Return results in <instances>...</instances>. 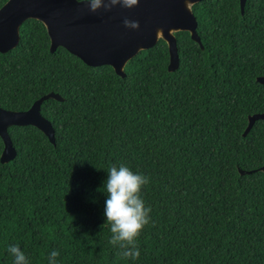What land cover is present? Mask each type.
<instances>
[{"label": "trees", "instance_id": "trees-1", "mask_svg": "<svg viewBox=\"0 0 264 264\" xmlns=\"http://www.w3.org/2000/svg\"><path fill=\"white\" fill-rule=\"evenodd\" d=\"M193 11L204 48L177 32L174 72L163 39L121 77L64 47L51 52L33 18L19 45L0 52L2 107L64 97L41 106L55 143L33 125L8 129L17 156L0 160V264H14L13 244L30 264H48L53 249L59 264H264V119L243 135L249 115L264 112V0H247L244 14L240 0ZM120 164L149 178L136 260L109 243L104 183Z\"/></svg>", "mask_w": 264, "mask_h": 264}, {"label": "water", "instance_id": "water-1", "mask_svg": "<svg viewBox=\"0 0 264 264\" xmlns=\"http://www.w3.org/2000/svg\"><path fill=\"white\" fill-rule=\"evenodd\" d=\"M200 1L140 0L138 6L131 9L115 6L111 11L101 8L93 13L86 3L77 0H8L0 8V52L6 53L19 45L22 24L33 18L46 26L51 52L64 47L90 66H112L121 77L126 76L125 67L133 57L163 39L169 49L168 69L174 72L180 65L177 32L188 31L204 48L193 11V6ZM246 2L240 0L242 14ZM125 17L138 21L140 28H126ZM257 80L264 83V76H258ZM49 98L64 100L59 93L50 92L34 101L27 110L6 109L0 105V136L4 142L0 156L2 163H9L17 156L8 131L12 125L36 126L55 143V129L41 112L42 103ZM258 119H264V112L249 115L243 135L249 133ZM256 170L264 172V165ZM240 172L252 171L240 169Z\"/></svg>", "mask_w": 264, "mask_h": 264}, {"label": "clouds", "instance_id": "clouds-1", "mask_svg": "<svg viewBox=\"0 0 264 264\" xmlns=\"http://www.w3.org/2000/svg\"><path fill=\"white\" fill-rule=\"evenodd\" d=\"M86 3L93 13L101 8L111 11L115 6L131 9L138 6L140 0H77ZM123 24L128 29L138 30V21L124 18ZM104 183L107 194L105 216L106 224L112 233L109 243L119 248L124 258L136 260L140 257L138 237L146 225L150 223L151 207L146 206L141 196L142 188L149 183L144 174L134 172L124 164L111 166ZM8 252L14 257V264H30L25 252L19 245H9ZM60 252L53 249L48 254V264H59Z\"/></svg>", "mask_w": 264, "mask_h": 264}]
</instances>
